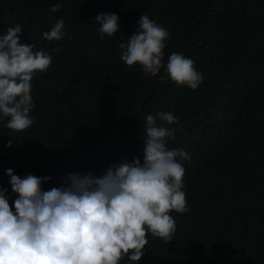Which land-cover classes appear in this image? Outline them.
<instances>
[{
    "label": "trees",
    "instance_id": "16d2710c",
    "mask_svg": "<svg viewBox=\"0 0 264 264\" xmlns=\"http://www.w3.org/2000/svg\"><path fill=\"white\" fill-rule=\"evenodd\" d=\"M113 12L120 28L101 40L94 18ZM143 14L170 34L163 63L172 52L194 61L204 77L197 89L163 67L151 76L120 59L119 43ZM58 18L71 38L48 41L42 33ZM16 24L20 43L52 63L32 80V125L14 131L0 121V186L10 205L5 169L50 176L48 189L69 172L100 176L113 163L142 162L146 115L171 112L179 121L167 143L188 156L189 210L171 211L172 240L148 234L133 264H264V0H0V35Z\"/></svg>",
    "mask_w": 264,
    "mask_h": 264
},
{
    "label": "clouds",
    "instance_id": "9594fccd",
    "mask_svg": "<svg viewBox=\"0 0 264 264\" xmlns=\"http://www.w3.org/2000/svg\"><path fill=\"white\" fill-rule=\"evenodd\" d=\"M60 7L56 3L51 10ZM119 19L114 12L95 16L101 40L118 32ZM138 25L126 43H119L120 59L128 66L139 64L151 76L163 67L178 85L197 89L204 77L191 58L172 52L163 63L168 30L146 14ZM22 32L16 24L0 35V121L14 131L32 125V80L52 63L49 53L20 43ZM42 35L48 41L71 38L63 18ZM145 120L142 162L122 160L100 176L69 172L48 189L50 176L21 177L5 169L16 195L10 205L8 189L0 186V264H122L125 257L133 264L144 255L148 234L171 241L176 222L170 212L189 210L183 182L188 156L167 143L179 117L161 111ZM11 146L10 139L5 147Z\"/></svg>",
    "mask_w": 264,
    "mask_h": 264
}]
</instances>
